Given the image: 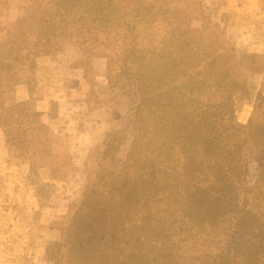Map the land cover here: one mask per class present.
<instances>
[{
	"label": "rangeland",
	"instance_id": "rangeland-1",
	"mask_svg": "<svg viewBox=\"0 0 264 264\" xmlns=\"http://www.w3.org/2000/svg\"><path fill=\"white\" fill-rule=\"evenodd\" d=\"M213 59L238 67L250 101L233 102L229 82L183 75L203 76L192 66ZM263 84L264 0H0V264H64L60 244L86 183L116 168L110 154L125 157L143 106L156 110L155 89L174 88L196 114L231 105L247 124L264 120ZM77 128L82 140L68 138ZM233 231L228 222L190 237L183 264L226 249Z\"/></svg>",
	"mask_w": 264,
	"mask_h": 264
},
{
	"label": "trees",
	"instance_id": "trees-1",
	"mask_svg": "<svg viewBox=\"0 0 264 264\" xmlns=\"http://www.w3.org/2000/svg\"><path fill=\"white\" fill-rule=\"evenodd\" d=\"M172 61L191 70L183 59ZM198 62L192 69L200 66L203 76L199 71L183 75L215 88L222 80L231 83L233 102L252 99L248 86L236 80V65ZM173 90H154L156 110L143 106L125 157L113 152L116 168L101 169L93 174L95 183H86L60 244L64 264H183L184 241L228 222L234 231L226 249L205 248L199 264H264V120L253 114L242 124L227 104L196 114V108L175 100ZM149 93L143 90L145 99ZM257 95L264 97V84ZM249 145L257 163L253 185L244 183ZM229 212L234 215L227 217Z\"/></svg>",
	"mask_w": 264,
	"mask_h": 264
},
{
	"label": "crops",
	"instance_id": "crops-1",
	"mask_svg": "<svg viewBox=\"0 0 264 264\" xmlns=\"http://www.w3.org/2000/svg\"><path fill=\"white\" fill-rule=\"evenodd\" d=\"M95 132H96V131H95ZM78 134H80V129H79V128H77V130L74 131V133H73V137H72V135H71V137H70V135L67 136V137H68V138H71V140H77V138H78V140H80L81 137H80ZM89 139H90V138H89ZM91 139H92V135H91ZM81 140H82V139H81Z\"/></svg>",
	"mask_w": 264,
	"mask_h": 264
}]
</instances>
